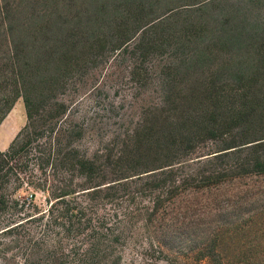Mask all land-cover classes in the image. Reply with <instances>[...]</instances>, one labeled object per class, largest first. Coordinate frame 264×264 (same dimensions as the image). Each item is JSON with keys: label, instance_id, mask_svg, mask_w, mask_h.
Wrapping results in <instances>:
<instances>
[{"label": "trees", "instance_id": "obj_1", "mask_svg": "<svg viewBox=\"0 0 264 264\" xmlns=\"http://www.w3.org/2000/svg\"><path fill=\"white\" fill-rule=\"evenodd\" d=\"M117 51L157 101L85 154L59 95ZM19 97L0 237L23 264H118L130 241L140 264H264V205L234 199L264 187V0H0V120Z\"/></svg>", "mask_w": 264, "mask_h": 264}, {"label": "rangeland", "instance_id": "obj_2", "mask_svg": "<svg viewBox=\"0 0 264 264\" xmlns=\"http://www.w3.org/2000/svg\"><path fill=\"white\" fill-rule=\"evenodd\" d=\"M131 63L132 58L129 55H119V51L111 53L105 59L90 63L85 72L74 77L66 91L59 95V99L68 105V112L62 124L72 126L79 133L74 137V145L82 153L90 154L116 135L122 134L135 124L143 108L157 101L156 81L153 80L149 86L140 88L130 79ZM26 122L25 105L19 97L0 120V150L8 148ZM256 180L264 184V177ZM262 188L254 189L248 194L237 192L234 199L250 200L255 208L263 206L264 187ZM34 190L36 201L42 202L41 192L34 188L19 193L28 200ZM228 191L225 187L219 191L220 205L223 208L229 207L228 201L224 199L229 197L226 195ZM233 191L237 190L234 188ZM196 220L194 217L190 221L191 231L202 230L208 222L207 219ZM140 237L142 241L143 238ZM139 251L137 244L130 241L121 249L122 259L118 264H140L145 258ZM23 256L24 247L19 242L11 236L0 237V264H23ZM149 257L155 264H171V261L163 259L158 252H151Z\"/></svg>", "mask_w": 264, "mask_h": 264}]
</instances>
